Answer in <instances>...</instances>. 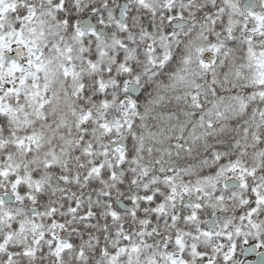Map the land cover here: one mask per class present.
Listing matches in <instances>:
<instances>
[{"label": "snow or ice", "instance_id": "6c2138e0", "mask_svg": "<svg viewBox=\"0 0 264 264\" xmlns=\"http://www.w3.org/2000/svg\"><path fill=\"white\" fill-rule=\"evenodd\" d=\"M0 264H264V0H0Z\"/></svg>", "mask_w": 264, "mask_h": 264}]
</instances>
